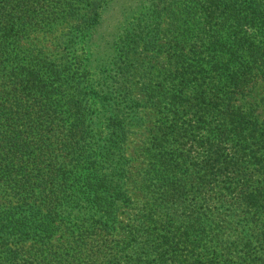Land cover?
<instances>
[{
  "label": "trees",
  "instance_id": "trees-1",
  "mask_svg": "<svg viewBox=\"0 0 264 264\" xmlns=\"http://www.w3.org/2000/svg\"><path fill=\"white\" fill-rule=\"evenodd\" d=\"M109 1L0 0V264H264V0H141L100 56ZM59 22L69 53L42 57L32 34ZM138 49L155 62L134 88Z\"/></svg>",
  "mask_w": 264,
  "mask_h": 264
},
{
  "label": "rangeland",
  "instance_id": "rangeland-1",
  "mask_svg": "<svg viewBox=\"0 0 264 264\" xmlns=\"http://www.w3.org/2000/svg\"><path fill=\"white\" fill-rule=\"evenodd\" d=\"M170 0L162 1L159 4V7L163 14L167 15V4ZM110 0L106 12L102 15V26L100 28V33H102V44L98 50H100L99 54L105 53L110 55V52L113 49L112 44L113 39L117 38L121 35V30L127 23H133L139 17V5L141 6L145 0ZM154 4H157L159 1L154 0ZM138 8V9H137ZM165 19V18H164ZM67 25L66 23H56L50 28H46L44 30H36V33L32 34V41L38 48L42 49L43 56L42 57H62L69 53L67 50H64L63 47L56 49L58 39L66 32ZM119 48H122L121 44L117 43ZM116 49V48H115ZM129 50V49H125ZM77 53L79 59L84 60V58H88V53L86 52L85 46L77 47ZM114 53H117L115 51ZM132 54L130 56V62L132 66H135L136 71L131 72L128 76V80L131 82V85L134 88H137L140 82V77H138V73L140 74H147L150 72V67L154 65V58L150 53H141L138 49L137 51L131 50ZM150 73L148 74V76ZM253 97L250 99L251 103L254 106H259L258 111L264 117V83L259 84L254 93L252 94ZM148 125H145L143 128L133 129L132 132L129 133L128 142H127V149L129 156L132 157L134 162H138L141 148L144 145L147 139V128ZM146 128V129H145ZM133 199V197H132ZM134 200V199H133ZM133 205L131 204H122L120 206V215L118 220L117 229L118 231L114 234L115 243L117 245H126L130 237H132V233L134 230H137L136 223H134V213ZM212 211H214L212 209ZM237 217L233 222L230 224L229 227L224 228L222 230L223 239L227 242L225 246H228L231 250L238 252L243 259L242 248L243 244L246 242V233H250V229L243 226L242 223L237 221ZM251 234V233H250ZM61 239L58 237L54 243L60 244ZM260 251L255 244L252 246L251 252L255 253ZM133 251H129L127 255H132ZM234 264L239 262L238 259H232Z\"/></svg>",
  "mask_w": 264,
  "mask_h": 264
}]
</instances>
